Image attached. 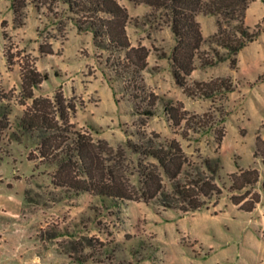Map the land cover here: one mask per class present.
<instances>
[{"label": "rangeland", "instance_id": "rangeland-1", "mask_svg": "<svg viewBox=\"0 0 264 264\" xmlns=\"http://www.w3.org/2000/svg\"><path fill=\"white\" fill-rule=\"evenodd\" d=\"M119 1L130 15L126 30L131 44L149 48L142 75L158 98L148 117L136 109L125 79L106 62L118 52L95 45L92 32L78 29L64 2L39 8L29 3L18 25L11 0H0V82L10 97L9 127L0 142V264H264V195L252 211L240 210L230 200L228 177L239 165L258 168V187L264 179L262 157L253 155L256 135L264 138V0L249 4L245 22L251 27L260 23L262 32L239 51L237 68H231L230 59L204 65L195 57L188 79L193 88V80L216 76H229L235 86L211 96L200 91L188 95L175 81L169 59L175 37L156 17L158 11ZM217 18L199 15L203 34L216 31ZM40 44L50 45L52 52H42ZM213 47L226 52L209 42L201 50L213 56ZM29 67L48 74L33 88L35 95L53 97L62 91L76 104L70 116L74 128L123 147L134 163L139 155L127 142L138 141L143 131L176 137L196 161L219 156L218 201L183 212L156 200H114L56 186L57 166L39 157L36 134L18 126L32 102L21 89L22 69ZM167 99L182 101L190 114L208 112L206 125L184 137V122L173 125L164 110ZM132 180L138 182L137 174Z\"/></svg>", "mask_w": 264, "mask_h": 264}, {"label": "trees", "instance_id": "trees-1", "mask_svg": "<svg viewBox=\"0 0 264 264\" xmlns=\"http://www.w3.org/2000/svg\"><path fill=\"white\" fill-rule=\"evenodd\" d=\"M59 0H11L14 23L22 24L25 8L32 3L36 8L49 7ZM74 13L73 20L80 31H91L93 42L98 47L118 56L106 58L118 78L125 79L135 101L136 109L146 117L153 114L158 95L148 89L142 71L148 65L149 48L139 42L132 45L126 30L130 19L127 7L119 0H60ZM134 4H145L156 17L168 24L175 37L169 59L177 84L188 95L200 91L205 96L215 92L234 90L229 76H216L208 81L193 80L190 73L195 68L194 59L202 64L214 65L230 59L231 68H237V54L262 32L260 23L251 27L245 22L246 11L252 0H130ZM198 14L217 15V29L204 37ZM5 21H2L4 24ZM204 42L226 49L220 52L213 47V56L204 55ZM40 50L51 53L52 47L40 44ZM123 53L122 55L120 53ZM164 55V54H162ZM22 97L31 98L18 118V126L39 138L37 148L41 160L57 166L52 182L75 193L91 194L120 200H156L164 208L183 212L209 207L222 194L216 178L223 167L219 156H205L199 161L191 159L176 137H161L158 132H141L138 141L128 140V146L137 153L136 163L127 157L123 147L114 148L105 139L95 140L88 131L74 128L70 116L76 110L73 100L62 91L53 97L37 96L33 88L48 77L36 67L22 69ZM8 91L0 82V142L9 127ZM144 105V106H143ZM164 110L173 125L184 122L181 134L186 137L190 129L198 131L206 125L204 117L209 113L190 114L182 101L165 100ZM220 111V110H218ZM194 119L193 124L191 120ZM224 131L217 136L220 143ZM264 162V138H255L254 156ZM2 155H0L1 159ZM228 174L230 200L240 210L252 211L264 195V179L260 186L257 167H242ZM137 174L138 182L132 180Z\"/></svg>", "mask_w": 264, "mask_h": 264}, {"label": "crops", "instance_id": "crops-1", "mask_svg": "<svg viewBox=\"0 0 264 264\" xmlns=\"http://www.w3.org/2000/svg\"><path fill=\"white\" fill-rule=\"evenodd\" d=\"M249 9H250V7H248V9H247V11H246V15L248 14ZM199 15H200V14L197 15V18H198V20H199L200 23H201V20L199 19ZM203 15H204V14H203ZM205 16H207V15H205ZM201 29H202V33H203V26H202V24H201ZM212 33H214V29L211 31V34H212ZM203 35H204V37H207V36H209L210 34L207 33L206 35H205V34H203ZM238 54H239V53H238ZM194 63H195V61H194ZM194 69H195V68H194ZM194 69H193V70H194ZM193 70H192V71H193ZM191 73H192V72H191ZM191 73H190V75H191Z\"/></svg>", "mask_w": 264, "mask_h": 264}]
</instances>
